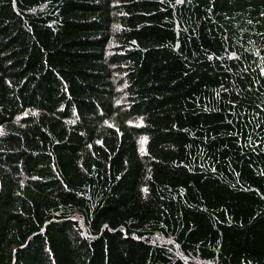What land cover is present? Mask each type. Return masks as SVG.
Listing matches in <instances>:
<instances>
[{"label": "trees", "instance_id": "16d2710c", "mask_svg": "<svg viewBox=\"0 0 264 264\" xmlns=\"http://www.w3.org/2000/svg\"><path fill=\"white\" fill-rule=\"evenodd\" d=\"M0 264H264V0H0Z\"/></svg>", "mask_w": 264, "mask_h": 264}]
</instances>
